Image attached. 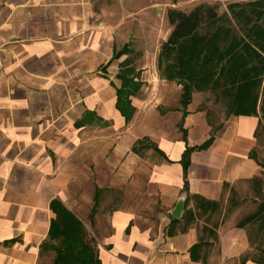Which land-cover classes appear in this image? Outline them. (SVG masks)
Wrapping results in <instances>:
<instances>
[{"label": "crops", "instance_id": "0c3cea01", "mask_svg": "<svg viewBox=\"0 0 264 264\" xmlns=\"http://www.w3.org/2000/svg\"><path fill=\"white\" fill-rule=\"evenodd\" d=\"M157 1L0 0V264H53L54 201L87 221L100 264H264L251 215L202 227L197 203L261 176V111L185 105L161 50L141 65Z\"/></svg>", "mask_w": 264, "mask_h": 264}, {"label": "trees", "instance_id": "16d2710c", "mask_svg": "<svg viewBox=\"0 0 264 264\" xmlns=\"http://www.w3.org/2000/svg\"><path fill=\"white\" fill-rule=\"evenodd\" d=\"M167 18L173 30L161 48L158 69L165 80L183 85V103L187 105L195 92L210 93L226 101L231 115L252 117L261 111L264 119V0L230 4L222 16L204 5L191 13L171 9ZM197 203L204 216L220 206L201 198ZM51 211L55 218L43 251L55 253L53 264H100L84 224L60 201L51 204ZM262 214L264 206L246 222L256 223ZM210 233L216 237L213 230ZM201 246L192 250L196 260Z\"/></svg>", "mask_w": 264, "mask_h": 264}, {"label": "rangeland", "instance_id": "374dc122", "mask_svg": "<svg viewBox=\"0 0 264 264\" xmlns=\"http://www.w3.org/2000/svg\"><path fill=\"white\" fill-rule=\"evenodd\" d=\"M247 0H158V4L162 5L159 7V13L157 14L158 22V37L155 40H149L143 38L139 40L140 46L144 51L140 61L142 66H151L157 61L158 54L157 51H160L163 44L169 38L173 28L168 22V12L169 10H177L183 13H191L194 9L199 6H210L215 7L220 16L228 13V6L233 3H242ZM150 14V13H148ZM146 26H144V31L146 32ZM138 42V40H137ZM145 51L148 54H145ZM152 51V52H151ZM150 85V84H148ZM208 108L213 110V113H219L221 118L223 117V112L226 110V103L224 100H217L216 97L210 93L204 95ZM262 115V113H261ZM256 155L258 162L262 168L261 176L252 182L242 184L235 188L231 194V197L228 201L222 202L219 206V211L216 214H213L209 219L203 220L202 227L204 222L207 221V225L210 228L220 226L221 220L226 221L227 218H232L234 216L238 217L241 221L247 216H252L258 214L261 210V207L264 206V119L261 120V127L259 130L258 136V146L256 148ZM239 221V222H240ZM87 221L85 226L88 240L93 244V241L90 239V233L87 231ZM264 214L259 215V220L256 221L255 225V234L257 238L261 240L259 245L264 246ZM207 240H212V237L207 236ZM94 246V245H93Z\"/></svg>", "mask_w": 264, "mask_h": 264}, {"label": "water", "instance_id": "95a60500", "mask_svg": "<svg viewBox=\"0 0 264 264\" xmlns=\"http://www.w3.org/2000/svg\"><path fill=\"white\" fill-rule=\"evenodd\" d=\"M184 204H185V200L183 199V200L180 201V203H179V205H178V208H177V210H176L175 216H177V217H181V213H182V210H183V208H184ZM177 213H178V214H177Z\"/></svg>", "mask_w": 264, "mask_h": 264}]
</instances>
